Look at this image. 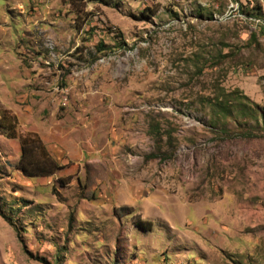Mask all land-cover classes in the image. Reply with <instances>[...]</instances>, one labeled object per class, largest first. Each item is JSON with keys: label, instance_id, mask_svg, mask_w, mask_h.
I'll return each mask as SVG.
<instances>
[{"label": "rangeland", "instance_id": "374dc122", "mask_svg": "<svg viewBox=\"0 0 264 264\" xmlns=\"http://www.w3.org/2000/svg\"><path fill=\"white\" fill-rule=\"evenodd\" d=\"M3 117L0 264H264V0H0Z\"/></svg>", "mask_w": 264, "mask_h": 264}, {"label": "trees", "instance_id": "16d2710c", "mask_svg": "<svg viewBox=\"0 0 264 264\" xmlns=\"http://www.w3.org/2000/svg\"><path fill=\"white\" fill-rule=\"evenodd\" d=\"M72 4L96 2L106 4L107 0H68ZM99 47H102L100 44ZM6 123V117L0 119V128L6 131L5 136L8 139H17L20 147L19 159L15 164V170L19 171L24 177L27 178H43L55 174L62 167L59 166L48 154L44 144L36 133L26 132L23 136L16 137L12 124L16 119ZM136 226L143 230H147L146 226H150V222L137 220L134 222Z\"/></svg>", "mask_w": 264, "mask_h": 264}, {"label": "crops", "instance_id": "0c3cea01", "mask_svg": "<svg viewBox=\"0 0 264 264\" xmlns=\"http://www.w3.org/2000/svg\"><path fill=\"white\" fill-rule=\"evenodd\" d=\"M43 129L44 131H42V128H35L34 130H32V132L36 133L40 137L48 154L58 165H65L68 161H73V159L79 162L80 160H82V158L84 157V152L78 147L80 144L79 140H76L74 137V139H70L68 141L60 138L58 139L56 138V133L58 132L53 129L46 128L45 126L43 127ZM54 139L56 142H54ZM56 144H58L57 146L59 147L57 150L55 148ZM87 154H91V152L89 151V153Z\"/></svg>", "mask_w": 264, "mask_h": 264}]
</instances>
